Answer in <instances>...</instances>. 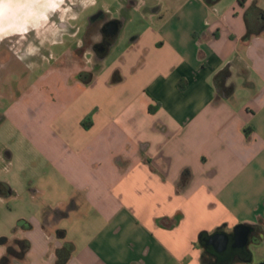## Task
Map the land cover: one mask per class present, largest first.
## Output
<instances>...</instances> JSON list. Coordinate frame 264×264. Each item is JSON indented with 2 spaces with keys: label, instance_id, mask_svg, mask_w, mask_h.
<instances>
[{
  "label": "crops",
  "instance_id": "0c3cea01",
  "mask_svg": "<svg viewBox=\"0 0 264 264\" xmlns=\"http://www.w3.org/2000/svg\"><path fill=\"white\" fill-rule=\"evenodd\" d=\"M125 1L120 6L150 11L137 15L143 23L114 60L107 63L123 44V23L90 84L75 78L91 71L89 50L82 68L55 71L67 80L69 101L38 96L56 115L46 132L44 117L18 123L47 169L33 193L48 183L64 189L58 202L42 204L39 220L20 219L17 231L29 243L22 264H54L67 243L73 251L65 264H215L199 235L238 224L259 228L255 246L264 248V32L242 40L258 0ZM227 67L235 89L222 99L213 78ZM116 71L121 81L113 84ZM41 79L36 94L47 87ZM58 84L49 87L58 92ZM60 117L49 145L47 124ZM184 169L191 179L179 191ZM36 248L43 250L37 260Z\"/></svg>",
  "mask_w": 264,
  "mask_h": 264
},
{
  "label": "rangeland",
  "instance_id": "374dc122",
  "mask_svg": "<svg viewBox=\"0 0 264 264\" xmlns=\"http://www.w3.org/2000/svg\"><path fill=\"white\" fill-rule=\"evenodd\" d=\"M147 5L153 0H146ZM229 0H223L228 3ZM86 3L87 0H84ZM121 0H96V5L85 10L80 20L76 22L75 28L67 27V32L62 43L49 51L51 55L45 61H38V66L29 71L24 65L16 59L15 50L17 45L12 41H0V183L6 185L9 183L11 192L0 196V240L5 239L4 244H0V256H7L9 261L7 264H22L20 259L8 254L9 249L19 251L20 247L16 243L21 240L18 233V228L21 227V218L40 219V208L44 203L55 204L61 198L64 189L54 188L51 183H48L43 193L34 194L38 186L37 177L44 171H47L43 157L34 146L33 142L24 133L18 123L24 122L34 125L40 118L44 117L43 132H46V121L56 118L54 113L43 110L41 108L40 94L48 100H53L54 103L66 100L68 97L67 80L64 76L58 75L55 71L68 70L72 71L78 67L82 68L85 65V50L82 49V43L86 35L88 24L92 17L99 12L107 11L112 20H120L124 25L118 40L123 37V44L113 46L110 50L107 63H110L117 56L129 39L132 37L135 27L143 23L137 15H142L147 8L131 9L120 6ZM124 3L126 1L124 0ZM256 9L264 12V0H258L250 11L247 13L246 20L252 22L256 15ZM81 3L76 4L74 11L80 13L83 11ZM146 14V13H145ZM118 42V41H117ZM67 53V50L71 49ZM4 52V53H3ZM67 53V54H66ZM66 54V55H65ZM48 56V52H45ZM79 55L83 57H79ZM87 66L93 68L92 55H88ZM92 70V69H91ZM45 78V89L42 93H35L33 87L40 88L41 78ZM41 80V81H40ZM59 83L58 92L56 89H50L49 85ZM55 87V85H54ZM40 92V90H39ZM20 104L19 108L14 105ZM61 105V104H60ZM41 109V111H40ZM45 111V115L43 112ZM3 115L9 114V117L2 118ZM60 122L47 124L49 134H47V142L49 145L53 143L54 137L52 133L57 135V131L61 129ZM2 119V120H1ZM52 119V120H51ZM26 123V124H27ZM7 154H11V160H6ZM40 184V183H38ZM50 187V188H49ZM52 187V188H51ZM40 191V190H39ZM35 235V234H34ZM250 250L253 254L255 262L264 259V248L259 246H251ZM43 250L36 248L33 257L36 260ZM49 253H45L43 260L49 259ZM36 263H40L38 260ZM0 264L2 261L0 260Z\"/></svg>",
  "mask_w": 264,
  "mask_h": 264
},
{
  "label": "clouds",
  "instance_id": "9594fccd",
  "mask_svg": "<svg viewBox=\"0 0 264 264\" xmlns=\"http://www.w3.org/2000/svg\"><path fill=\"white\" fill-rule=\"evenodd\" d=\"M77 3L78 0H0V41L15 43L16 59L31 71L38 61L49 58V50L67 36V27L75 28L81 14L94 7L96 0H79L84 9L80 13L74 11Z\"/></svg>",
  "mask_w": 264,
  "mask_h": 264
},
{
  "label": "trees",
  "instance_id": "16d2710c",
  "mask_svg": "<svg viewBox=\"0 0 264 264\" xmlns=\"http://www.w3.org/2000/svg\"><path fill=\"white\" fill-rule=\"evenodd\" d=\"M214 1L215 0H207V2L209 4L214 2ZM261 18L263 20V21L261 20L263 23L262 22H260V24L257 23V26H254V27H252L250 25V23L246 20L247 31L242 38L243 41H248L252 35L264 32V12H261ZM119 25L121 26L122 22H119ZM104 56H105V54H103V56H101V58L94 63L91 71L80 72L75 76V78L77 80L81 81L85 85L90 84L93 81L95 75L100 71L99 63ZM229 78H230V71L228 70V67L223 69L222 71L218 72L217 74H215V76L213 78V85L215 87L217 95L222 99H229L233 96L235 85L233 83L227 84V81ZM120 81H121V76L119 75V73L117 71L114 72L112 77H111V83L116 84V83H119ZM245 84H248V83H245ZM87 119H90V116ZM82 125L84 126V122ZM190 179H191L190 170L184 169L181 172V175L179 178L178 190L181 191L182 189L187 187ZM4 186H5L6 192L10 193L11 192L10 188L7 185H4ZM218 230H219V228L216 229V231H218ZM205 234L206 233L203 232L200 235H205ZM63 236H64L63 230L57 231V233H56L57 238H63ZM16 243L19 245L20 250L16 251L14 249H11V252L14 253V255H16L17 259L22 260L25 256L26 252L29 249V243L26 240H17ZM72 251H73V246H72V244H68V243L65 244L63 247H61L60 249H56L55 250V262H54V264H65L67 262V260L69 259Z\"/></svg>",
  "mask_w": 264,
  "mask_h": 264
},
{
  "label": "water",
  "instance_id": "95a60500",
  "mask_svg": "<svg viewBox=\"0 0 264 264\" xmlns=\"http://www.w3.org/2000/svg\"><path fill=\"white\" fill-rule=\"evenodd\" d=\"M99 15L103 13L99 12L92 18ZM107 27L111 36H117L121 28L117 20H111ZM252 233L253 227L238 224L231 232L215 231L212 234L199 235L198 243L201 248L211 253L215 258V264H230L235 257H239L248 264L253 260V254L249 249V239ZM4 243L5 239L0 240V244Z\"/></svg>",
  "mask_w": 264,
  "mask_h": 264
},
{
  "label": "flooded vegetation",
  "instance_id": "af4514ba",
  "mask_svg": "<svg viewBox=\"0 0 264 264\" xmlns=\"http://www.w3.org/2000/svg\"><path fill=\"white\" fill-rule=\"evenodd\" d=\"M262 18L260 17L258 19V23L260 24ZM111 21L106 15H99L95 18H92L88 24L86 35L84 37L83 43H82V49L89 50L91 52V55L94 58V63L98 61L103 54H106L109 52L110 48L114 45L117 36H111L109 28L107 27L108 23ZM263 23V22H262ZM119 25V22H118ZM4 53V52H3ZM79 57H83L79 55ZM85 72V71H81ZM80 73V72H79ZM6 189L3 184L0 183V196L6 194ZM262 237V231L259 228H253V233L250 236L249 239V249L251 246H255V243ZM206 258L209 261H212L214 258L210 252L204 250ZM8 254L15 256L14 253L11 252L9 249ZM215 259V258H214ZM2 264H7V261L9 259L7 256H4L2 258ZM264 263L263 261H257L255 262L252 260L248 264H260Z\"/></svg>",
  "mask_w": 264,
  "mask_h": 264
}]
</instances>
